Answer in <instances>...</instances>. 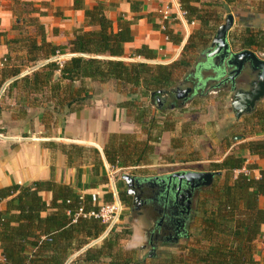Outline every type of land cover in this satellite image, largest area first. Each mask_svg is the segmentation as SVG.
<instances>
[{
	"label": "trees",
	"instance_id": "trees-1",
	"mask_svg": "<svg viewBox=\"0 0 264 264\" xmlns=\"http://www.w3.org/2000/svg\"><path fill=\"white\" fill-rule=\"evenodd\" d=\"M125 1L130 3L133 12L140 11L139 4L133 0ZM201 1L180 0L187 19L200 21V29L194 39L192 36L188 39L183 48L184 53L189 48L199 51L204 48L218 26V23L209 26L207 20L198 16L200 10L195 4ZM74 8L83 10L85 23L74 30L73 38L66 46L47 42L41 25H36V35L39 37L29 36L20 27L25 58L8 56L1 60L0 88L5 82L11 81L12 85L21 83L33 90L32 93H40L43 87L55 84L48 100L56 98L58 104L63 100L55 91L60 83L72 85L84 80L97 83L116 81L124 91L137 92L153 102L159 92L166 93L172 89L178 71L191 67L193 59L187 56H181L178 61L167 65L119 60L124 56L125 44L134 40L132 23L117 19L114 25L105 14V4L100 1L92 7H85L82 0H74ZM162 33L168 37V41L180 45L182 37L173 34L169 28ZM232 40L234 47L240 51L252 49L264 52V33L261 31L247 30L233 36ZM17 42L19 40L14 39L6 44ZM66 53L73 56L61 66L49 61L29 75L20 76L29 64L45 62ZM134 55L147 60L156 58L154 51L147 46L136 49ZM56 73L59 76L54 79ZM85 91L79 89L77 97ZM87 97L84 96L83 100ZM124 106L134 112V123L144 138H139L136 133L111 135L103 148V154L113 169L136 167L147 162L162 133L173 127L172 122H160L155 118L151 114V106L135 101L125 102ZM258 106L244 119H255L261 125L259 131L264 133V110ZM60 148L68 155L69 162L72 155L79 156L84 151L78 146L69 147L71 150L64 145H60ZM245 149L250 155L263 158L264 138L248 142ZM93 154L96 162V166H93L94 175H99V183H108L98 151L93 150ZM244 163V158L229 155L220 163L210 164L208 171H220L221 175L215 177L211 186L197 192L184 242L176 244V251L160 259L157 264H259V245H264V207L259 202L261 197L264 198V169L258 171L257 178L243 173L235 176L234 171L242 170ZM245 168L250 171L256 169L248 165ZM120 184L121 181L117 184L120 200L128 207L129 201L124 191L119 190ZM47 193L52 196L50 202L44 199ZM111 199L110 193L104 196L103 202H110ZM3 202L5 209L0 212V264H145L144 256H137L133 250H123V241L131 236L124 229L112 231L99 244L87 247L105 229L95 219L78 216L74 220L79 208L87 211L97 207L92 195H80L68 185L47 180L25 186L12 184L3 187L0 189V203ZM81 250L68 262L74 253Z\"/></svg>",
	"mask_w": 264,
	"mask_h": 264
},
{
	"label": "crops",
	"instance_id": "crops-1",
	"mask_svg": "<svg viewBox=\"0 0 264 264\" xmlns=\"http://www.w3.org/2000/svg\"><path fill=\"white\" fill-rule=\"evenodd\" d=\"M98 1L105 4V14L114 22V25L117 19L132 23L134 40L125 44L124 56L119 59L125 60L126 63H133L126 60L135 57L134 51L141 46H147L156 54V58L153 60L143 58L144 63L167 65L178 61L188 39L191 36L194 39L196 32L200 29V21L192 20L195 24L191 28L189 37H183L181 36L182 32L179 34L175 29V25H179L170 24L168 27L173 34L182 37L180 45L173 44L165 39L155 22L158 20L156 8L160 7L163 0H133L134 3H140V6H143L141 8L139 6L140 11L138 12H133L130 3L125 0H82L85 7H92ZM224 5H227L229 13L233 17V24L228 32V40L235 52L240 50L234 47L233 36L247 30L264 33V0H203L195 4L200 10L198 16L207 20L209 26L215 23H218L219 26L223 23L227 15ZM84 23L83 10L74 8V0H0V64L2 63L1 60L8 56L25 58L24 43L20 41L23 36L20 27H23L29 36L36 37V25H41L47 42L57 46H66L73 38L74 30L83 27ZM218 26L214 28L213 34ZM14 39L19 40V42L6 44L7 41ZM189 49L187 55L190 54L189 57L193 59L191 67L176 73L172 88L183 83L192 88L193 94L190 95L187 102L183 103L176 100L168 91L162 95L165 104L160 110L156 108L154 99L151 102L149 97H143L137 92H126L116 81L97 83L84 80L72 85L66 82L60 83L55 91L58 92L57 96L62 97L63 100L58 104L56 98L48 100L51 90L55 89V84L43 87L40 93H32L33 90H29L21 83L12 85L9 81L7 84H3L0 88V189L12 184L25 186L35 181L53 180L56 183L70 186L80 195H92L95 197L97 206L104 203V196L111 193V186L109 178L108 183L101 184L98 179L99 175H94L93 166H96V162L93 150L98 151L108 176V171L113 168L107 164L103 148L109 137L111 135L136 133L139 134V138H144V134L134 123V112L124 106V103L128 101L151 106V114L160 122L166 120L173 123L170 131L162 133L159 142L155 145L154 153L147 162L136 167H128L134 170L133 174L139 175L138 170L147 167L156 168V166H176L179 164L210 166L212 163H220L225 157L233 155L244 158L246 167L249 162L254 163L256 169L251 172L258 175V171L264 169V157L258 158L250 155L245 149V144L262 138L249 139L247 135L238 136L235 132L241 130L249 133V130H243L241 124L243 121L241 117L245 115L239 119L236 118L232 107V115L226 114L224 110V115H218V117L210 110L201 114L195 112L200 102H207L206 96L216 94L215 91L218 89L224 90L226 88L218 87L217 82L209 81V70H198L197 65L202 61L199 57L201 51L192 48L194 53H191ZM252 51L264 59V52ZM57 74H55L54 79L58 78L59 75ZM177 80L178 82H176ZM185 86L182 85V88ZM82 88L86 90L85 93H81L77 97L76 92ZM66 92L67 94H65ZM84 96L88 97L83 100ZM225 97L227 95H221V98ZM197 98H201V100H194ZM40 101L45 102L47 106H39ZM187 105H189L188 108H186ZM221 107L223 108V103L218 104V110ZM185 109L191 116L195 117L194 120L186 122L182 118ZM205 119H208L209 122H204ZM230 119L232 120L230 121ZM202 123H206L205 132L200 128ZM230 131L233 132L231 135L232 142L227 143L226 139ZM252 133L248 134L249 137H252ZM210 136L219 140L216 145L222 148L220 156L210 157L211 159L204 157L207 147H202V152L197 150L201 146L203 138ZM60 145H64L68 149L71 146H78L84 151L79 156L72 155L71 162H69L68 155L64 154ZM170 149L172 151H169ZM164 154L183 156L181 161L171 160L163 163L164 161L161 162L160 159ZM204 172H208V170ZM141 175L153 176L154 174L145 171ZM120 185L119 190L123 192L124 182H121ZM115 187L119 196L116 184ZM51 198L50 193L44 194V199L47 202H50ZM259 202L264 207L263 197L260 198ZM195 204L196 197L194 196L192 208ZM4 209L5 202L0 203V212ZM100 242L88 247L95 246ZM128 249L130 250L131 247ZM259 250L257 260L259 264H264L263 244L259 245ZM82 251L74 253L68 262Z\"/></svg>",
	"mask_w": 264,
	"mask_h": 264
},
{
	"label": "water",
	"instance_id": "water-1",
	"mask_svg": "<svg viewBox=\"0 0 264 264\" xmlns=\"http://www.w3.org/2000/svg\"><path fill=\"white\" fill-rule=\"evenodd\" d=\"M227 15L222 24L218 26L215 33L210 37L208 43L200 51V57L207 61L197 65L198 70L213 71V76L208 79L211 81H220L224 83L229 81L231 84V107L236 118L252 113L257 104L264 99V59L260 58L254 51L245 49L235 52L228 40V32L233 24V17L229 13L227 5H224ZM253 79L250 81L249 76ZM183 83L169 90L176 100L183 103L187 102L192 89L187 87L181 89ZM247 85V88L242 86ZM167 93V92H166ZM166 93L159 92L155 98L156 108L160 110L165 104L162 95ZM221 172L213 171H171L162 176L153 178H136L131 174H123L121 180L126 186V193L133 194V205L138 202V195L132 192L135 185L148 184L154 181L155 184L173 185L185 194L184 202L187 205L186 217L184 222L189 220L191 213L192 200L195 192L202 188L212 185L215 176H220ZM186 200V201H185ZM178 203L177 195L171 200V206L175 208ZM177 236V233L174 237ZM186 237V232L180 235ZM179 238H175L177 242Z\"/></svg>",
	"mask_w": 264,
	"mask_h": 264
},
{
	"label": "rangeland",
	"instance_id": "rangeland-1",
	"mask_svg": "<svg viewBox=\"0 0 264 264\" xmlns=\"http://www.w3.org/2000/svg\"><path fill=\"white\" fill-rule=\"evenodd\" d=\"M22 2H27V1H22ZM25 4H27V3H25ZM138 6H140V3H139ZM141 7H143V6H140V8ZM143 10H146V9L143 8ZM156 17H158L157 14H156ZM158 21L159 20L155 21L157 25H158ZM174 23L177 24L178 22L175 21ZM180 27L181 26H176L175 25V29L177 30V32L179 34H180V32H182V34H183V30ZM182 34H181V36H183ZM187 51L188 50H186L185 53H182L183 52L182 51L181 52L182 54L180 53V55H182L183 57H186V56L189 57L190 54L187 55L188 54ZM189 52L194 53V51L191 48L189 49ZM198 56H197V59H196L197 62L199 61ZM41 63H43V62H38L36 64H29L28 66L24 67V70L21 73H23V72H25L27 70L30 71L33 68H36ZM38 68H36V69H38ZM33 71H34V69L30 73H32ZM30 73H28L27 75H29ZM176 82H178V80ZM215 92H216V94H211V95L206 96V99L205 100L207 102H203V103L200 102L199 103L200 105L196 107L197 110L195 112H197L198 114H201L203 112H206V111L210 110V112L212 111L211 113H213L214 115H216V117H218V115L223 116L224 115V110H225L226 111V114H229V115L231 114L232 115V112H231V93L229 92V90L227 88L224 89V90L223 89H220V90L218 89V91H215ZM224 94L227 95V97L221 98V95H224ZM194 100H198L199 101V100H201V98L200 99L197 98V99H194ZM220 103L221 104L223 103V108L221 107L220 110H218L217 106ZM207 104H209V105H207ZM34 105H37V104H34ZM38 105L39 106H44L46 104H45V102L40 101V104H38ZM189 105H187L186 108H188ZM258 108H260V110H264V99L260 102ZM183 114L184 115H183L182 118H184V120L186 122H190V121L194 120V118H195L194 116H191L189 114V112H187V109H185V113H183ZM196 118L198 119V116ZM241 118L243 120L242 123H241L242 126H243V130H246L247 129V130H249V133L248 134H251L253 132L252 133L253 135H252V137H249V135L247 134L248 131L247 132H243L241 130L240 131L238 130V131H235L238 134V136H241L242 135L244 137V136L247 135V137L249 139L250 138H253V139H260V138L263 139L264 138V133H262V132L259 131L261 125L257 124V121L255 119H245L244 120L243 119L244 117H241ZM207 120L208 119H205L204 122H209ZM231 120L232 119H230V121ZM205 124L206 123H204V124L202 123V125H200V128L202 130H204V132L206 130V125ZM263 124H264V122H263ZM232 134H233V132L230 131L229 132V136L226 139L227 143H231L232 142V139H231V135ZM137 136H139V134H137ZM218 141L219 140H217V139H213L212 136H210L208 138L205 137L201 141L202 142L201 143V146L197 150H199V151L202 152L203 149H201V148L202 147H207V151L205 150L206 152L204 154V157L205 158L206 157L207 158H210V157L211 158H215V157H217V155L220 156V153L222 151V148L221 147H218L216 145V143ZM169 151H172V150L170 149ZM234 151H237V149L236 150L234 149ZM174 154H176V153H174ZM182 156L183 155H173V156H169L168 154H166V155L164 154L162 156V159H160V161L161 162L164 161L163 163L170 162L171 160L181 161ZM186 158H188V157H186ZM247 165L256 166L252 162H249ZM208 169H209V166L203 165V164H194V165H192V164H179V165H176V166H156V168L147 167V168L138 170L137 173H139L141 175L142 173H145V171L147 173L155 174V173H165V172H168V171H177V170L205 171V170H208ZM111 171L114 172L113 173V182L116 185H117V182H119V181L123 182L121 180V176L123 174H133V172H134V170L133 169H130V168H123V169H118V170H115V171L113 169H111ZM251 174H254V173H251ZM144 227H145V224H144L143 220L141 218H139L136 213H133L132 211H130V209L128 207L124 206V211L122 213V216H121V219H120V223L115 228L116 229L115 231H120V230L124 229V230L130 232L131 236L127 239V241H124L122 243V248H123V250L126 251V250H129L128 247H131V249L136 252L137 256H139V257L140 256L141 257L144 256L146 258L145 264H157L160 259L167 258L170 254H172V253H174L176 251V249H177L176 244L180 245L181 243L184 242V240L181 239L178 243H172V244L166 243V244L158 245L151 255H149L146 252L145 253L144 252H140L139 248H140V246L142 244H144V242L142 240L143 228Z\"/></svg>",
	"mask_w": 264,
	"mask_h": 264
},
{
	"label": "flooded vegetation",
	"instance_id": "flooded-vegetation-1",
	"mask_svg": "<svg viewBox=\"0 0 264 264\" xmlns=\"http://www.w3.org/2000/svg\"><path fill=\"white\" fill-rule=\"evenodd\" d=\"M200 58L202 60L201 63L207 61L206 58ZM209 72V77L216 75L213 71ZM249 78V80L251 81L253 79L252 75H250ZM221 80L222 79H220L219 81L214 80V82H217L218 87L227 88L229 89V92L232 93L230 90V82L227 81L224 83H220ZM242 87L247 88V85H244ZM185 88H187V86H185ZM191 94H193V91H191V93L189 94L188 100ZM163 174L164 173H158L154 174L153 176L133 174V176L136 178H153L155 176H162ZM124 189L125 197L129 201L128 208L133 213H136L137 216L141 218L145 224V227L143 228L144 244L140 246V252H146L151 255L158 245L166 243H178L181 239L184 238L180 235L184 232H188L191 223L193 208L191 206L189 220L184 222L186 217L187 205L184 202L185 194L183 191L178 190L177 187L173 185H167L166 183L155 184L154 181L148 184H141L140 187H137V185H135L134 189H132V192H135V194L138 195V202L137 204L133 205L132 203L134 195H128L126 193L127 189L125 184ZM196 194L197 192H195L194 196H196ZM174 195H177L178 197V203L175 208L171 206V200L173 199ZM176 233L177 236L174 237ZM175 238H179L177 242L175 241Z\"/></svg>",
	"mask_w": 264,
	"mask_h": 264
},
{
	"label": "built area",
	"instance_id": "built-area-1",
	"mask_svg": "<svg viewBox=\"0 0 264 264\" xmlns=\"http://www.w3.org/2000/svg\"><path fill=\"white\" fill-rule=\"evenodd\" d=\"M156 14L158 15V25L161 32L168 29L170 24H174L175 21H177L178 25L181 26L183 30V37H189L191 28L194 26V21H189L187 19V13L186 11L182 10L180 0H163L160 7L156 8ZM165 36V35H164ZM165 39L168 41V37L165 36ZM73 54L67 53L63 55H58L53 58H51L48 61H45L41 64H39L36 68L42 66L43 64L49 62V61H55L60 66L66 61L69 60ZM125 61V60H124ZM126 61L128 62H142L144 63V59L138 56L128 58ZM150 63H153V61H150ZM2 63L0 64V68L2 67ZM36 68H33L34 70ZM32 69V70H33ZM30 71H25L20 74V76L27 75L30 73ZM9 81L5 82L7 84ZM113 173L111 170L108 171V178L111 186V194H112V200L107 203H102L98 205L96 208H92L90 210H83V208H79L77 211V214L74 218L79 216L81 218H88V219H95L101 222V224L104 225L105 229L102 235L97 239L92 241L88 246L94 245L98 243L99 241L103 240L110 232L115 230L117 225L120 223V219L122 216V213L124 211V205L121 202L115 184L113 182ZM239 173H243L246 176H254L255 178L258 177L256 174H251L250 170H247L246 168H242V170H235L234 175L236 176ZM87 246V247H88ZM0 260H2V253L0 250Z\"/></svg>",
	"mask_w": 264,
	"mask_h": 264
}]
</instances>
